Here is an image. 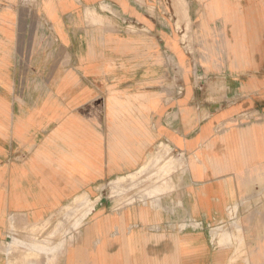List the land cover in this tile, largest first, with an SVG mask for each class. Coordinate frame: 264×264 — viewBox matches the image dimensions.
Instances as JSON below:
<instances>
[{
  "label": "crops",
  "instance_id": "1",
  "mask_svg": "<svg viewBox=\"0 0 264 264\" xmlns=\"http://www.w3.org/2000/svg\"><path fill=\"white\" fill-rule=\"evenodd\" d=\"M161 1L0 0V264H227L206 233L148 227L216 225L230 209L245 258L264 264V0H180L190 56ZM160 143L186 171L158 206L99 199L78 227L77 214L61 217L82 193L95 200L139 171Z\"/></svg>",
  "mask_w": 264,
  "mask_h": 264
},
{
  "label": "rangeland",
  "instance_id": "2",
  "mask_svg": "<svg viewBox=\"0 0 264 264\" xmlns=\"http://www.w3.org/2000/svg\"><path fill=\"white\" fill-rule=\"evenodd\" d=\"M175 1V2H174ZM142 2V0H141ZM166 0H162L161 1V4H162V7H163V13L166 14L167 18H168V21H173L174 20V16L176 17V31L178 32L177 36L180 38L181 42H183L185 45H184V48L186 50L187 55L190 56L191 54L189 53H194V41H193V30H192V20L190 19V17L187 15V20H182L179 18V13L182 11V8H185L186 9V5H184L183 2L182 3V7H178L176 6V2L177 0H169L170 4L172 5V9L174 11V15L171 12H169V9H168V5L165 4ZM27 4L29 5H33L34 2L33 1H29V2H26ZM147 3V2H146ZM184 6V7H183ZM149 9H150V13L151 14H154L153 13V7L152 4L151 5H148ZM179 8V9H178ZM179 11V12H178ZM169 12V13H168ZM187 14V13H186ZM184 26V30L182 32V26ZM139 29L134 26H132V24H129V27L128 28H125V32L127 33H138ZM187 46V47H186ZM165 58V56H164ZM166 59V58H165ZM165 63L171 68H175V64L172 63L169 61V60H165ZM194 63V62H193ZM192 63V64H193ZM181 65V63H180ZM178 65V66H180ZM190 69H191V64L189 65ZM177 75V73H176ZM178 77V76H176ZM174 76L171 75V77L167 80V82L164 84V85H167V84H170L172 81L174 82ZM193 80V78H192ZM170 81V82H168ZM189 83V82H188ZM207 83H214L213 81H207ZM155 151V150H154ZM172 154V153H171ZM170 162L174 165V170L169 174H166L163 176V178L161 179L162 181H165V183H167V185H169L171 187V191L173 190V185H172V181L170 180V178L172 179V174L177 171V169H180L182 172H185L186 171V163H185V160H183V158L181 157H175L174 154H172V160H170ZM175 162H180L179 164L178 163H175ZM149 165L148 163L145 164L144 166L142 165V169L141 171L139 170L138 172H134V177H133V184L132 186H129L131 187V190H126L124 191L123 193H120L118 194V196L116 194L114 195H111L110 194V189H109V186L108 184L107 185H104L103 186V189H99V190H96L93 194V198H96V197H99L100 200H106V202H111V206L114 208V209H120L124 206H130V205H133V204H141L140 202H145L146 204L142 205V206H146L148 207V203H152L151 199L149 198H145V201H139L137 197H139V194L140 195H143L146 191H148V189H150L153 185V182L151 181H157L156 180V177L155 176H151L152 173L150 175L147 174V170L149 169ZM145 179H144V178ZM149 177V178H148ZM150 179V180H149ZM150 183H152V185L150 183H148V181ZM161 181V182H162ZM137 183V185H136ZM145 185H148L147 187H144ZM143 187V188H141ZM140 188V190H138ZM146 190V191H145ZM139 191V192H137ZM169 191H166L164 193H162L160 196L162 195H165L167 193H169ZM258 195L257 196H260L263 198L264 200V189L262 191L258 190ZM83 194H86V193H82L81 195ZM160 196H157V199H153L154 202H157L156 205L154 206H158V201L160 199ZM105 198V199H104ZM143 199V197H142ZM108 200V201H107ZM155 204V203H153ZM78 207V204H77V201L75 200L73 202V204L71 206H68L65 208V210H68V211H71V210H76V208ZM236 207V206H235ZM242 209L244 210H247V209H250V205L249 204H242V206H240ZM95 208H91L90 209V214L92 213V211L94 210ZM121 210H118L117 212H119ZM229 211L232 212V210H228V214H229ZM236 211V209H235ZM234 211V212H235ZM237 215H234L233 216H229V218H231V221H224V222H221L220 224H216V225H208L209 227L208 228H203L202 231H191V230H187V231H179L178 230V224H181L183 222H180V223H171V224H153V225H150L148 227V231L151 232V233H156V234H164V233H170V234H184V233H206L208 235V241H209V244L211 246V248H216L217 249L219 248L221 251H223L226 255H231L230 258H232L233 256L237 257V260H236V263L235 264H244V260H245V249H246V238L243 236V223L240 221V217L238 215V212L236 211ZM61 217H65L64 216V213L61 214ZM233 219V220H232ZM167 226V227H165ZM224 226V229L226 230V233H228L230 236H231V241H229L227 244H223V245H219L217 244V240L213 243L210 242V232H216L218 233L220 229H222ZM168 228V229H165V228ZM241 229V230H239ZM56 232V231H55ZM19 234V231L15 228L13 229L12 231H10V233L7 234L6 238H7V241H8V244L10 245V242L12 241V238H14V242L16 244H19L18 242V239L19 237L17 236ZM237 239H240L238 241H240L238 243ZM25 244V242H24ZM37 244V243H36ZM40 245H42V243H38ZM178 244H180V241H178ZM19 249V248H18ZM237 249V250H236ZM236 250V251H235ZM12 257H16V253H13ZM39 258V259H37ZM37 258L35 259H32L30 260L29 258H27V256H25V259H23L22 257L21 258H18L17 260H15L16 258H14L16 264H28V262L30 264H41L40 261L43 259L42 255H39L37 256ZM33 261V262H32ZM47 261V260H46ZM228 263V261H227ZM46 264H57V262H53V263H46ZM136 264H137V260H136Z\"/></svg>",
  "mask_w": 264,
  "mask_h": 264
},
{
  "label": "bare ground",
  "instance_id": "3",
  "mask_svg": "<svg viewBox=\"0 0 264 264\" xmlns=\"http://www.w3.org/2000/svg\"><path fill=\"white\" fill-rule=\"evenodd\" d=\"M176 6H178L180 8L182 7V3L180 0H177ZM178 15H179V18L181 19V21L185 20L187 18L185 8H182V11ZM170 160H172V154H171L170 147L168 145H166V143L165 144L160 143L157 146V148L155 149V151L152 154H150L148 159L143 164V166H144L145 164L148 163V165L150 167L147 170L148 171L147 174L150 175L152 173V175H150V177L155 176L156 180H157V181H154V180L151 181V182H153V185H152V183L149 182L150 179L147 180L148 183H150L152 185V187L150 189H148V191L145 190L146 192L143 195L139 194V197H137L139 201H141V200L145 201V198L151 199L152 203H148L147 204L148 207L149 206L154 207V205H153L154 200L153 199H157V196H160L162 193H164L166 191H169V190L171 191V187L169 185H167V183H165V181L161 180L164 175L169 174L170 171L171 170L173 171L175 168L174 165L170 162ZM175 163L179 164L180 162H175ZM142 169L143 168L141 167L139 170L141 171ZM133 177H134V174L131 173L127 176L125 175V177H121V178H118L114 181H110L108 183V186L110 189V194L111 195L116 194L118 196V194L123 193L126 190H131V187H129V186H132V184H133ZM170 180H171V178H170ZM136 185H137V183H136ZM147 186L148 185H145L144 187H147ZM141 188H143V187H141ZM99 189H103V186H100L99 188H97V190H99ZM138 190H140V188ZM137 192H139V191H137ZM142 197H143V199H142ZM99 199L100 198L97 197L95 200H91L87 194L79 195L75 199L77 201V204H78V207L76 208V210L68 211V210L64 209L63 212H64L65 217H63V218L69 219V218L74 217V214L75 215L77 214L78 218L75 219L74 226L78 227L80 225V223L83 220H85L86 217H88L90 215V209L95 208V205L98 203ZM140 203H141V205L146 204L145 202L144 203L140 202ZM233 213H234V209L232 210V212L229 213V216H233ZM239 230H241V229H239ZM209 235H210V242L211 243H213V241L215 242L217 240V244L223 245V244H227L229 241H231V236L228 233H226L224 226L222 229L219 230L218 233L212 231V232H210ZM238 240H240V239H237V241ZM239 242L240 241H238V243ZM17 246H18V244H16L14 242V238H12V241L10 242V249L11 250H17V248H18ZM29 256H33V255L30 254ZM27 258H29V257L27 256ZM236 260H237V257L233 256L232 258H230L228 260L227 264H235ZM53 262H54V260L50 261V263H53ZM244 264H250V262L247 258H245Z\"/></svg>",
  "mask_w": 264,
  "mask_h": 264
},
{
  "label": "built area",
  "instance_id": "4",
  "mask_svg": "<svg viewBox=\"0 0 264 264\" xmlns=\"http://www.w3.org/2000/svg\"><path fill=\"white\" fill-rule=\"evenodd\" d=\"M230 213V211H229ZM167 227V226H165ZM164 227V228H165ZM208 228L209 226L207 224H204L202 221L194 220V219H187L183 223L178 224V230L179 231H202L203 228ZM168 229V228H165Z\"/></svg>",
  "mask_w": 264,
  "mask_h": 264
}]
</instances>
